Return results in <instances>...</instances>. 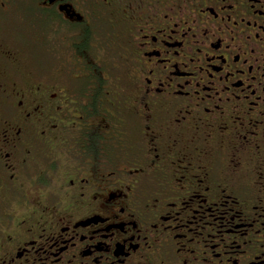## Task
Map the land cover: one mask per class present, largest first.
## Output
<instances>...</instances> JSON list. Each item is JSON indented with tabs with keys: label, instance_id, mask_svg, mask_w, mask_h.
<instances>
[{
	"label": "flooded vegetation",
	"instance_id": "flooded-vegetation-1",
	"mask_svg": "<svg viewBox=\"0 0 264 264\" xmlns=\"http://www.w3.org/2000/svg\"><path fill=\"white\" fill-rule=\"evenodd\" d=\"M0 264H264V0H0Z\"/></svg>",
	"mask_w": 264,
	"mask_h": 264
},
{
	"label": "rangeland",
	"instance_id": "rangeland-1",
	"mask_svg": "<svg viewBox=\"0 0 264 264\" xmlns=\"http://www.w3.org/2000/svg\"><path fill=\"white\" fill-rule=\"evenodd\" d=\"M42 67H43L44 69H46V70L49 69V68H51V69H52V68H64V70H66V69H65L66 66L62 67V66H59V65H57V66H55V65H52V66H49V65H43ZM42 67H41V68H42Z\"/></svg>",
	"mask_w": 264,
	"mask_h": 264
}]
</instances>
